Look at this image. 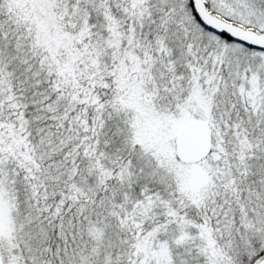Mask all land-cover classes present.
Listing matches in <instances>:
<instances>
[{
    "label": "snow or ice",
    "instance_id": "obj_1",
    "mask_svg": "<svg viewBox=\"0 0 264 264\" xmlns=\"http://www.w3.org/2000/svg\"><path fill=\"white\" fill-rule=\"evenodd\" d=\"M0 264H264V0H0Z\"/></svg>",
    "mask_w": 264,
    "mask_h": 264
}]
</instances>
